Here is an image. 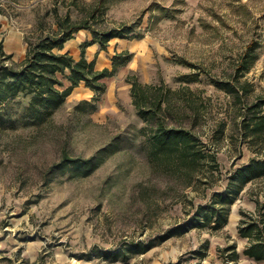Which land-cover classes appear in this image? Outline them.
Here are the masks:
<instances>
[{
  "label": "rangeland",
  "instance_id": "374dc122",
  "mask_svg": "<svg viewBox=\"0 0 264 264\" xmlns=\"http://www.w3.org/2000/svg\"><path fill=\"white\" fill-rule=\"evenodd\" d=\"M90 2L0 0V66L20 62L29 40L58 27L56 9L81 19L95 8ZM104 5L90 18L99 32L134 23L132 33L149 40V52L134 59L142 80L194 91L185 88L181 101L198 112H176L174 123L192 127L215 159L189 167L155 156L123 70L106 78L96 110H85L83 89L46 118L30 114V93L12 97L0 110V264H264L244 253L249 239L239 233L243 211L255 212L264 194V177L246 184L225 226L192 222L234 170L264 157V133L247 138L241 125L254 104L264 115V0ZM244 55L248 68L240 67ZM215 80L233 81L240 96ZM66 151L97 165L54 170ZM139 240L154 245L128 261L104 254Z\"/></svg>",
  "mask_w": 264,
  "mask_h": 264
},
{
  "label": "trees",
  "instance_id": "16d2710c",
  "mask_svg": "<svg viewBox=\"0 0 264 264\" xmlns=\"http://www.w3.org/2000/svg\"><path fill=\"white\" fill-rule=\"evenodd\" d=\"M90 3L95 8L89 17L81 19H75L70 12L62 15L56 9L58 27L40 35L36 41L29 40L27 54L20 62L0 66V110H2L1 104L6 103L10 98L21 93H30L32 95L30 114L37 118H46L66 102L69 94L81 82H85L96 91L92 99H83L85 110L99 108L101 94L107 89L106 78L112 76L119 65L130 60L133 52L119 51L113 57V68L108 66L98 68L96 59L91 60L87 57L86 48H83L80 58H76L69 51H62L65 42L81 28L91 29L95 34L93 41H98L103 48H107L110 40L115 36L130 38L145 34H133L134 23L99 32L93 27L90 18L94 17L97 11L107 8L104 5L105 0H94ZM248 61V55H244L240 67L248 68ZM64 78L71 81V84L67 85ZM127 79L132 84L133 104L138 114L145 120L142 130L148 135L155 156L160 160H171L180 166L189 167L209 157L215 159V154L199 147V143L204 144L206 141L197 140L192 127L183 124V121L179 125L174 123L176 112H184L183 114H188L190 111L194 114L198 112L196 106L188 107L181 101V93L185 88L194 92L190 87L173 88L164 79L161 82L144 81L136 73H130ZM215 82L231 93L239 95L241 92V88L233 81L215 80ZM258 106L259 103L253 105L252 108L256 109V113L252 118L246 117L242 121L241 125L247 138H256L260 136L259 132L264 133V115L260 114ZM96 165L94 157L74 156L66 151L63 159L55 163L52 168L58 171L87 173ZM261 177H264V157L253 156L234 170L225 190L216 191L210 203L199 206L192 219L193 225L213 224L217 229L225 226L229 221L232 205L239 198L246 184ZM256 201L255 212L243 211L245 217L241 219L239 233L249 239L244 253L251 258L264 260V194ZM174 232L175 230H172L171 234ZM153 245L151 240H139L116 248H106L104 254L112 260L128 261L132 256L147 252ZM226 249H233L232 260L236 261L240 258L241 254L236 244H231Z\"/></svg>",
  "mask_w": 264,
  "mask_h": 264
},
{
  "label": "crops",
  "instance_id": "0c3cea01",
  "mask_svg": "<svg viewBox=\"0 0 264 264\" xmlns=\"http://www.w3.org/2000/svg\"><path fill=\"white\" fill-rule=\"evenodd\" d=\"M93 1V0H87ZM123 3L122 7L128 4L129 0H117V3ZM94 34L91 29L81 28L77 31L73 37L69 38L65 42V46L62 51L71 52L76 58H80L83 54V48H86V55L89 59H96V65L98 68H103L109 66L113 68L114 66V55L119 51L130 50L133 52V56L126 63L118 66L116 72H121L122 70L125 74L138 72V67L134 64V59H137L146 52H149V40L146 35L141 37H113L107 48H103L98 41H93ZM140 55V56H139ZM138 57V58H137ZM115 72V73H116ZM71 81L67 85H70ZM84 85V86H83ZM131 82L128 81V86L131 92ZM78 89H83V91L88 92L85 96L86 99H92L96 91L88 86L85 82H81L79 85L75 86L73 91L69 94L72 96L74 92ZM68 96V97H69ZM132 96V95H131ZM67 97V98H68Z\"/></svg>",
  "mask_w": 264,
  "mask_h": 264
}]
</instances>
